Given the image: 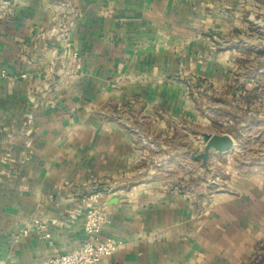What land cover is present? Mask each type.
<instances>
[{"label":"crops","instance_id":"crops-1","mask_svg":"<svg viewBox=\"0 0 264 264\" xmlns=\"http://www.w3.org/2000/svg\"><path fill=\"white\" fill-rule=\"evenodd\" d=\"M70 2L62 43L39 40L53 0H0V264L80 247L92 195L110 219L98 238L124 243L98 264H252L264 254V0ZM203 134L250 151L194 189L195 172L225 159L209 150L203 163ZM33 217L50 241L22 234Z\"/></svg>","mask_w":264,"mask_h":264},{"label":"built area","instance_id":"built-area-1","mask_svg":"<svg viewBox=\"0 0 264 264\" xmlns=\"http://www.w3.org/2000/svg\"><path fill=\"white\" fill-rule=\"evenodd\" d=\"M5 3H8V1H5ZM53 5L54 11L51 17L52 24L47 32L39 35V40H43L48 37V34H52L57 35L58 39L62 43H65L73 25V21L70 19L69 15L72 13L73 7H71L70 0H53ZM59 16H61V18H59ZM58 18L63 19L67 23L63 25V30L61 32H59L56 25ZM55 52L56 50L53 49L52 53L54 54ZM70 55L72 59H78L77 52L72 51ZM4 75V73L0 74V76ZM20 77H25V75L22 74ZM139 141L143 146L149 149L153 150L155 148L154 144L145 137H139ZM89 199H91L92 202L87 206L85 212L83 231L86 239L82 245L70 252L60 253L55 251L49 257L32 264H98L101 259L112 256V254L124 244L122 240H100L98 238L97 233L99 228L101 225L109 223L110 219L105 210L97 205L96 195H92ZM27 228L22 230V234L27 233L30 228H33L39 233L40 238L50 241V233L47 230L46 224L41 219L37 217L29 219L27 221Z\"/></svg>","mask_w":264,"mask_h":264},{"label":"rangeland","instance_id":"rangeland-1","mask_svg":"<svg viewBox=\"0 0 264 264\" xmlns=\"http://www.w3.org/2000/svg\"><path fill=\"white\" fill-rule=\"evenodd\" d=\"M229 120V119H228ZM227 120V122H229V125L232 123L231 121H228ZM231 122V123H230ZM212 135V134H211ZM216 135H219V134H216ZM221 135V134H220ZM202 138V137H201ZM201 138H200V140H201ZM233 139V147L230 149V150H228V151H225V152H227L228 154L230 153V151H234L236 154H231L232 156H230V162L229 163H227L226 162V158L228 157V156H226V154H225V152H221V153H219V155H223V158H225V159H222V157H220V158H218L217 157V161L218 162H214V164H215V167L214 168H212L211 169V171H208L207 169H206V171H203V172H195L194 174H195V177L194 178H192L193 180H194V182H193V184H194V189L195 188H198V189H200V188H202L201 187V182H203V181H205V183H207L206 182V180H209V181H211V182H213V181H217V180H219L222 176H226L224 173H226V167L224 168V164H228V165H236L237 164V158L239 159H242V161L244 160V157L246 156V155H249V152L248 151H250V144L249 143H246L245 144V149H244V152L242 153V155H240V154H238V152H237V139H235V137H233L232 138ZM203 145V144H202ZM203 148H204V145H203ZM239 149H242V147L240 148L239 147ZM211 150H213V149H211ZM240 151V150H239ZM248 157V156H247ZM239 159V160H240ZM236 163V164H235ZM228 172V171H227ZM212 186V185H211ZM211 188H214L213 186L211 187ZM264 253V252H263ZM252 264H264V254L263 255H260V256H258L257 257V259H255L254 261H253V263Z\"/></svg>","mask_w":264,"mask_h":264},{"label":"water","instance_id":"water-1","mask_svg":"<svg viewBox=\"0 0 264 264\" xmlns=\"http://www.w3.org/2000/svg\"><path fill=\"white\" fill-rule=\"evenodd\" d=\"M202 143L204 145L203 153L198 157L203 160V163H205L208 157L209 150L213 149L214 151L221 153L230 150L234 144L233 139L227 134H203Z\"/></svg>","mask_w":264,"mask_h":264}]
</instances>
